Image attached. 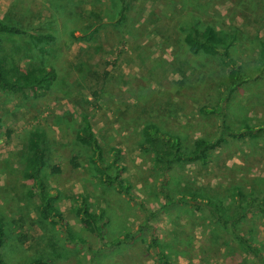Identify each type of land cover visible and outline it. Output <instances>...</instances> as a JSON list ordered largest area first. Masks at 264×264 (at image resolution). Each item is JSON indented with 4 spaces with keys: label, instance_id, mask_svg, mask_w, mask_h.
<instances>
[{
    "label": "rangeland",
    "instance_id": "374dc122",
    "mask_svg": "<svg viewBox=\"0 0 264 264\" xmlns=\"http://www.w3.org/2000/svg\"><path fill=\"white\" fill-rule=\"evenodd\" d=\"M52 1L64 4L57 10H62L65 29L57 42L35 46L28 34L47 29ZM110 1L0 0V19L26 30L0 35L1 56L25 65L48 50L47 62L56 70L45 97L0 91V217L7 264H28L38 257L49 264H161L147 248L150 231L143 228L139 202L150 212L158 210L150 223L170 264H253L251 255L200 211L161 207L164 185L152 175L153 156L142 147L141 130L153 121L190 145L199 136L218 137L222 118L233 128L264 126V72H258L264 0H128L122 24L104 18ZM56 15L53 19L61 20ZM190 15L200 20V29L210 24L234 34L231 53L251 77L237 90L223 86L225 67L218 57L189 51L184 36ZM95 90L100 91L97 98ZM202 106L220 107L224 116L202 113ZM85 113L104 150L110 156L111 148L120 150L133 195L124 203L108 197L111 189L93 176L89 152L75 137ZM38 125L51 148L43 175L59 190V209L90 241L88 247L67 242L57 225L40 218L38 198L26 195L31 184L22 174L27 138ZM227 140L206 164L174 165L165 186L223 200L235 185L246 191L264 188V130ZM78 192L89 195L91 210L108 208L110 226L102 240L82 230L70 197ZM242 229L253 233L264 254L260 215L248 213Z\"/></svg>",
    "mask_w": 264,
    "mask_h": 264
},
{
    "label": "trees",
    "instance_id": "16d2710c",
    "mask_svg": "<svg viewBox=\"0 0 264 264\" xmlns=\"http://www.w3.org/2000/svg\"><path fill=\"white\" fill-rule=\"evenodd\" d=\"M53 11L52 17H47V29L41 32L28 34L33 45L51 44L59 40V33H63L65 22L62 15L57 10L62 3L51 2ZM128 0H111L108 8L104 12V18L117 24H122L126 18ZM56 11V12H55ZM59 11V12H58ZM57 14V15H56ZM59 16L61 20L53 19ZM200 20L190 15L185 22L187 32L184 41L192 54H204L218 57L225 67V80L223 86L229 91L237 90L246 83L249 77L231 53V44L234 34L222 32L214 26L207 24L203 29L198 27ZM26 30L14 23L5 22L0 19V35H22ZM73 33H71L72 36ZM48 50L42 52L40 59L31 60L25 65L7 62L0 54V91L20 93L26 99H39L51 93L56 81V70L52 64L47 62ZM258 72H264V38L261 41L259 53ZM105 72L103 78L107 76ZM100 91L92 93L94 98L99 96ZM202 113H220L224 116L222 108L215 106H202ZM222 131L218 137L199 136L192 140L190 145H186L178 134L171 133L162 125L150 121L146 122L141 130L143 141L142 147L153 156L151 167L155 181L161 179V194L165 209L176 208L178 210L193 207L200 211L211 222H215L223 230L228 232L237 246L244 252L251 255V262L264 264V257L261 248L257 245L252 232H244L242 223L248 213L257 212L264 220V188L251 189L246 191L239 185L233 186L231 194L227 200L213 199L198 192L185 191L171 192L165 186V179L174 165L178 164H206L210 160V155L219 148L227 139H242L252 135L255 131L264 130L263 125L251 126L248 124L242 127L233 128L222 118ZM1 131V117H0ZM10 134V133H9ZM78 142L85 146L89 152V164L93 176L100 184L111 189L109 196L117 198L124 203V199L133 198L131 184L123 176L125 165L119 162L120 150L111 148V156L102 147L96 133L93 130L91 118L88 113L82 115L81 123L75 133ZM51 148L48 144V137L43 126L38 125L28 134L27 138V158L23 168V178L29 180L31 184L26 190L28 197H36L39 200L37 210L40 218L47 219L52 225H57L64 233L67 242L88 247L89 240L75 230L74 226L65 218L59 209L56 201L59 197V190L50 185L43 175V169L47 165ZM77 167L75 159L71 160ZM53 171H59L58 167H53ZM77 204L76 214L82 224V230L97 236L101 240L109 230L108 208L99 207L97 210L89 208V195L78 192L70 196ZM145 218L143 228L150 231V238L147 244L148 250H152L161 264H170L168 254L159 249V237L153 231L154 226L150 223L151 218L158 210L150 212L141 202ZM160 211V208H159ZM5 228L0 217V264H7L4 257L5 249ZM249 260V261H250ZM28 264H49L42 258H34Z\"/></svg>",
    "mask_w": 264,
    "mask_h": 264
},
{
    "label": "crops",
    "instance_id": "0c3cea01",
    "mask_svg": "<svg viewBox=\"0 0 264 264\" xmlns=\"http://www.w3.org/2000/svg\"><path fill=\"white\" fill-rule=\"evenodd\" d=\"M256 239V238H255ZM256 242H257V240H256ZM257 245L261 248V250H262V247L258 244V242H257ZM262 254H263V250H262ZM263 257H264V254H263ZM253 263V262H252ZM253 264H255V263H253Z\"/></svg>",
    "mask_w": 264,
    "mask_h": 264
}]
</instances>
